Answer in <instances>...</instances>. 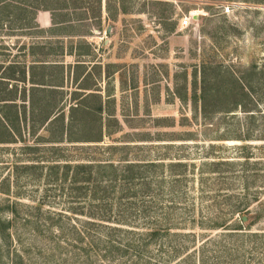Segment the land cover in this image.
Returning a JSON list of instances; mask_svg holds the SVG:
<instances>
[{
  "label": "rangeland",
  "instance_id": "obj_1",
  "mask_svg": "<svg viewBox=\"0 0 264 264\" xmlns=\"http://www.w3.org/2000/svg\"><path fill=\"white\" fill-rule=\"evenodd\" d=\"M122 8L101 53L119 69L105 113L96 98L68 119L69 98L16 100L26 131L0 144V264H264V0ZM18 13L0 6V41L30 40ZM241 78L252 111L226 112ZM223 91L203 115L194 97Z\"/></svg>",
  "mask_w": 264,
  "mask_h": 264
},
{
  "label": "crops",
  "instance_id": "obj_2",
  "mask_svg": "<svg viewBox=\"0 0 264 264\" xmlns=\"http://www.w3.org/2000/svg\"><path fill=\"white\" fill-rule=\"evenodd\" d=\"M122 2L32 0V24L12 30L30 34V40L15 36L16 40L0 41V144H10L26 131L18 122V99L36 104L47 96H58L63 104L69 98L61 111L68 119L67 112L75 114L79 107L86 111L88 99L96 98L100 110L94 111L105 113L116 98L119 69L101 53L107 35L117 31L125 15ZM65 132L62 128L61 133Z\"/></svg>",
  "mask_w": 264,
  "mask_h": 264
},
{
  "label": "trees",
  "instance_id": "obj_3",
  "mask_svg": "<svg viewBox=\"0 0 264 264\" xmlns=\"http://www.w3.org/2000/svg\"><path fill=\"white\" fill-rule=\"evenodd\" d=\"M31 3H32V0H0V6L2 5H5L7 6L8 8H13V10L15 9H18L20 11V13H18L17 15H11L10 14V18L8 17V19H11L16 17L17 20L20 22V25H18L17 27L21 26H25V25H30L32 24V19H33V10H30V8H34L33 6H31ZM24 22V23H22ZM235 85L237 86L238 88V91H237V95H235L236 97H238L239 95V89H240V93H241V96H242V99L240 100H237L234 102V106L231 107L230 109L226 110V112H231V111H236L237 109H240L242 112H251L252 111V108L248 106V104L246 102H244L243 99H251L253 98V96L250 94V88H248L249 86V82H244V80L241 78L240 81L239 79H236L235 80ZM220 88V86L218 87ZM220 91H217L216 93H219ZM221 95L219 94H215V95H211V96H205V95H200V96H196L194 97V101L197 102V101H201V104H200V110H201V113L203 115H205V113H207V105H209V102L208 100H218V99H225L226 97L230 96V92H228V94L226 95L223 92L220 93ZM234 96V95H233ZM100 110V108H98ZM249 115H253V114H249ZM250 118V117H249ZM216 164L211 163L212 166H215V165H220L222 163L224 164H229V163H226V162H220V161H217L215 162ZM231 164V163H230ZM102 164H97L96 167L97 168H100V167H104V166H101ZM148 165H151V166H154L156 165L155 163L153 162H150V164ZM178 165H181L180 163H175V164H172L170 165L169 167H174V166H178ZM82 166H79L78 164L73 166V169L75 171L74 173V177L78 174V171L80 170ZM111 168L113 169H117V166H113V165H110ZM127 167H130V168H136V167H139V165H136V164H132V163H129L127 164ZM87 168H94L93 166L89 165L87 166ZM214 170V168H213ZM76 174V175H75ZM97 212H95V210L91 207L89 212H87L86 214L89 215L91 218L90 219H93L95 217V214ZM245 216V215H243ZM242 216V217H243ZM242 217L241 219L239 220V222L243 223L244 221L242 220ZM88 222H91V221H88ZM246 222V221H245ZM239 223V226L242 227V224ZM251 223L249 224L248 227H250ZM241 229V228H239ZM104 230H105V234L106 235H110L114 232H120L121 228L118 227V226H111L110 224H104ZM147 234H144L146 237H152L154 234L157 233V230L153 229V230H150L148 232H146ZM142 238V237H141ZM142 242V243H141ZM145 239L142 238V240L140 241V243L138 245L140 246H145Z\"/></svg>",
  "mask_w": 264,
  "mask_h": 264
},
{
  "label": "built area",
  "instance_id": "obj_4",
  "mask_svg": "<svg viewBox=\"0 0 264 264\" xmlns=\"http://www.w3.org/2000/svg\"><path fill=\"white\" fill-rule=\"evenodd\" d=\"M231 10H232V8L230 6H225L223 13L228 14ZM191 19H192V16H189V17H185L183 20H181V22H180L181 27L182 28L188 27L191 24Z\"/></svg>",
  "mask_w": 264,
  "mask_h": 264
}]
</instances>
